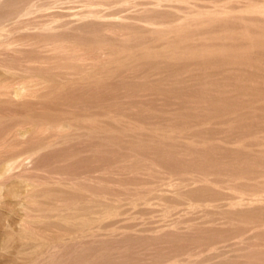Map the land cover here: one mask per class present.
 Masks as SVG:
<instances>
[{
	"label": "rangeland",
	"instance_id": "374dc122",
	"mask_svg": "<svg viewBox=\"0 0 264 264\" xmlns=\"http://www.w3.org/2000/svg\"><path fill=\"white\" fill-rule=\"evenodd\" d=\"M0 264H264V0H0Z\"/></svg>",
	"mask_w": 264,
	"mask_h": 264
}]
</instances>
